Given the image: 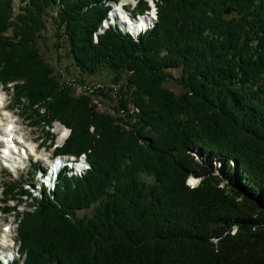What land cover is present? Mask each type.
Returning <instances> with one entry per match:
<instances>
[{
	"label": "trees",
	"instance_id": "trees-1",
	"mask_svg": "<svg viewBox=\"0 0 264 264\" xmlns=\"http://www.w3.org/2000/svg\"><path fill=\"white\" fill-rule=\"evenodd\" d=\"M15 1L0 0V84L46 147L59 122L69 133L54 152L89 168L38 196L3 183L8 264H264V0H154L136 38L101 28L117 0ZM48 20L55 53L65 44L82 72H110L121 116L94 102L110 98L102 86L76 93L47 59Z\"/></svg>",
	"mask_w": 264,
	"mask_h": 264
},
{
	"label": "rangeland",
	"instance_id": "rangeland-1",
	"mask_svg": "<svg viewBox=\"0 0 264 264\" xmlns=\"http://www.w3.org/2000/svg\"><path fill=\"white\" fill-rule=\"evenodd\" d=\"M71 1H75V0H71ZM145 1L148 4L155 6V3L153 0H145ZM18 2H19V0H16L14 3L15 10H17ZM135 3H136L135 0H120L119 4L115 5L113 7L111 13H109V20H108L109 22L108 23L113 24L115 21V17H119L121 15V13L123 11H125L124 9L127 10V9H131L132 7H134ZM124 6H126L127 8L123 9ZM49 12H50V10L48 9V13ZM124 15H125V17H127V15L125 13H124ZM151 15H153V12H151ZM142 17L143 16H139V18H142ZM51 21H52V24L49 20L46 24V26H47V29L45 31L46 40L44 41V44H43V47L45 46V43L48 46V47H46V48H48V50H46L47 59L51 61V63L55 66V68L58 70V72H60L62 74V76L64 77L65 80L76 82V84L74 85V89H75L76 93L83 92L84 90L91 91V89H89L90 85H96L97 87L102 86L104 88V90L108 93L110 98L104 99V98H101L99 96H94V102L97 103L100 110L110 112V113L114 112L118 116H121L124 113V111L122 108L118 107L117 96H115V92H114V90H116L118 88V86L111 83V77L112 76H111L110 72L106 69H101L99 72H97L96 74H93V75H89V74L82 72L79 68H77L75 66L71 57H69L67 55V48H66L65 44L62 45V47H60L58 49V53H55L52 49V44L54 41H56V37H57L56 32L57 31H56L55 24L53 23V20H51ZM118 21H119V19H118ZM140 23L141 22H139L137 20H134V21L130 20V23L128 26L135 24L137 29H138V32H142L141 29H142L143 25H141ZM102 25L104 26V25H106V23L105 24L103 23ZM128 29L132 30L129 27H128ZM138 32H137V34H138ZM172 75L175 77H178L177 70H173ZM169 85L171 87V90H173L175 92H178L180 89L179 85L177 84V82L175 80H172L169 83ZM1 87L2 86L0 84V88ZM108 88H111L112 90L108 91ZM1 94L3 96V93H1ZM11 97H12V94L10 91H8L6 102H9L10 104L13 105V100ZM1 102L2 101L0 100V123L2 122L3 125L0 127H4V124L7 121L14 122L15 120H17L18 123H16L17 124L16 126L21 131L20 135H22V133H24V135H22L23 138L25 139L24 145H27L32 149L36 145H39V143H41V142H45V145H49L51 140L45 134L44 130H42L40 128V126L31 127L29 125L30 119H27L22 115L23 111L21 109L22 108L21 106H17V105H14V107L10 106L12 108V111H3L1 109ZM115 106H117L116 109H114ZM3 117H5V119L1 120ZM24 123H27V125H25ZM61 125L62 124L59 122H54L52 124L50 134L54 135V140H53L54 145L51 146L50 148H47V147L45 149L40 148L38 153L35 156H32V159L24 160L22 163H20L21 167H23L24 165H28L29 163H36L39 168L45 167L48 164V162L46 161V156L53 152L54 147L56 145H60L64 141V139L66 137L65 134L68 133V131H66ZM32 136L34 137V141H31L29 139ZM193 154H194L195 158L198 160H200L202 157L205 158L204 157L205 155L204 154L202 155L198 151H195ZM215 165L217 167V172L220 173L219 163L217 162V163H215ZM2 167H3V164L0 162V198H3V196H2L3 183L10 180V179H13V180L22 179L26 183H30V185H28L27 189L32 193V195L38 196L41 194V188H40L39 184L35 183L34 180H32V182L28 181L27 180L28 175H27L25 170H15L13 168H4L3 169ZM84 169H86V167ZM75 172H77V171H75ZM198 181H199V178H197V177H191L190 176L188 178V182L192 186L197 185ZM23 208H24V205H22L20 207L21 210ZM84 213L90 214L91 211L90 210L79 211L80 216H82ZM16 222L17 221H16L13 213L7 214V211H5V210L0 212V255H2V253H3L2 252L3 251L2 246L4 244L3 243V240H4L3 236L8 233V231L5 230L4 228L8 227L10 229L9 230L10 231L9 232V234H10L9 238H11V240H13L15 235H16V231H15L16 225H17ZM5 241H7V240H5ZM8 243L10 244L11 241L8 240ZM14 250L16 251V247ZM11 252L13 253V251H11Z\"/></svg>",
	"mask_w": 264,
	"mask_h": 264
},
{
	"label": "bare ground",
	"instance_id": "bare-ground-1",
	"mask_svg": "<svg viewBox=\"0 0 264 264\" xmlns=\"http://www.w3.org/2000/svg\"><path fill=\"white\" fill-rule=\"evenodd\" d=\"M123 3V2H122ZM127 15V17L129 18V14H126ZM135 20H137V21H139V22H141L140 24L141 25H143V27H145V28H148V27H146V26H148V25H150L151 23H152V17H151V15L150 16H143L142 18H138V19H135ZM128 21H130V20H128ZM109 21H107L106 23L107 24H109L108 23ZM130 23V22H129ZM128 27L129 28H131L132 30H129L128 29ZM142 27V28H143ZM120 28L122 29V30H124V31H129V32H131V33H133V35H137V32H138V29H137V27H136V25L135 24H132V25H130V26H128L124 21L123 22H121L120 23ZM136 31V32H135ZM139 33H141V32H138V34ZM1 93H3V96H2V94ZM5 95V96H4ZM6 98H7V92L3 89V88H0V100L2 101V104H1V109L4 111V110H7L8 109V111H12V108L11 107H13L12 106V104H10L9 102H6ZM11 106V107H10ZM15 114V113H14ZM13 114V115H14ZM15 116V115H14ZM20 116V115H19ZM5 119V117H3L1 120H4ZM19 119V118H18ZM15 124V126H14V128H12V130L11 131H9V132H11V133H13V134H17V135H20L21 134V131H20V129H18L17 128V124L16 123H18L17 122V120H15L14 122H11V121H7V123L5 124V125H9V124ZM25 125H27V123H24ZM66 129V128H65ZM2 130H5L4 128L2 129ZM67 131V130H66ZM68 134V133H67ZM66 134V135H67ZM22 135H24V133H22ZM20 137H22V136H20ZM31 141H34V137L32 136V137H30L29 138ZM10 232V231H9Z\"/></svg>",
	"mask_w": 264,
	"mask_h": 264
},
{
	"label": "water",
	"instance_id": "water-1",
	"mask_svg": "<svg viewBox=\"0 0 264 264\" xmlns=\"http://www.w3.org/2000/svg\"><path fill=\"white\" fill-rule=\"evenodd\" d=\"M223 14L226 16V17H229L232 15V10L230 8H225L224 11H223Z\"/></svg>",
	"mask_w": 264,
	"mask_h": 264
}]
</instances>
